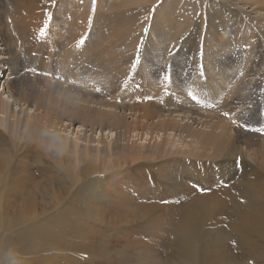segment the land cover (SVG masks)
<instances>
[{"label": "rangeland", "instance_id": "1", "mask_svg": "<svg viewBox=\"0 0 264 264\" xmlns=\"http://www.w3.org/2000/svg\"><path fill=\"white\" fill-rule=\"evenodd\" d=\"M99 2L94 42L142 26L135 62L115 75L56 60L61 8L40 52L20 56L22 83L51 97L57 80L75 84L91 113L63 118L46 146L0 113V264H264V0ZM12 77L0 74V101L32 117L9 99ZM226 132L234 146L215 157Z\"/></svg>", "mask_w": 264, "mask_h": 264}, {"label": "bare ground", "instance_id": "2", "mask_svg": "<svg viewBox=\"0 0 264 264\" xmlns=\"http://www.w3.org/2000/svg\"><path fill=\"white\" fill-rule=\"evenodd\" d=\"M2 1L3 0H0V47H2L0 49V74H2L3 79H5L6 73L13 76V80L16 79L10 82V84L6 87L9 99L15 103L17 107L23 103L22 106L26 109H32L34 111V115L29 117L26 112L21 111L20 108L19 111H21V115H23V117L19 118V115H16L12 112V110L10 111V104L7 101L5 102L2 100L0 101V113L5 114L9 119L13 118V122L9 121V124L13 126L14 134H17L19 137L22 136L23 138L28 137L29 139L32 137V139H35V137H37L43 145L46 146L49 145V143L44 141H56L57 136L54 134L56 133L57 135L59 132L58 127L60 125L62 126V123L65 121L63 118L66 116H69L70 118H85L91 113L88 105H84L87 104L85 99L90 93L84 92V90L80 89L75 84H68L57 80L53 87L58 91L59 95L57 97H51L48 94V91L44 90V88H46L43 85L44 82L42 83V80L39 78L35 77L27 84L20 81L21 69L19 66L21 64V58L24 55L33 56L34 54H37L38 51L40 52V47L45 43L43 31L46 20L48 17H51L50 13H55L56 8L57 10L61 8L62 12L59 10L57 12H60V14L63 13L65 23L67 24L66 26H68V28H66L68 33L66 34V40L64 41L67 46L65 47L66 50L60 52L58 49L55 53L58 54V57L56 55V60H65L69 69L92 65L98 67L100 71H108V73H115V75L118 71L122 72L128 64L132 65V63L135 62V47L138 46L141 38H143L142 26L134 25V27L131 28L132 32H123L122 35L111 34L110 36H107L105 32L101 31L102 29H99L97 35H95L96 33L94 34L97 38L96 42H94V38L91 36L90 32L91 21H89L90 17L93 15L94 9H92V0H9L11 1L16 17L14 21L12 20L13 22L9 23L5 30V25L2 20L4 15L1 4ZM61 1L62 7L58 4V2ZM97 1V5L100 6L101 2L99 1L101 0ZM126 2L127 1H121L120 3H115V7L123 8L127 4ZM119 8H116V12ZM101 16V13L97 10L94 15V19H101ZM153 30V32L159 31L156 27H154ZM59 43L60 42L55 43L56 48H59L61 44ZM13 45H15V48H13ZM17 47H19V50L21 51L20 54H15ZM74 72L76 71H72V73ZM41 85H43L44 88ZM71 90H75L77 92L78 101L81 103L80 105L74 103V101L69 98L70 96L66 94ZM188 128L190 129L191 126ZM189 131L190 130L187 132L189 133ZM210 135L212 136V134ZM229 135L230 134H227L226 132L221 137L213 136L212 145L216 150L214 151L215 157L219 156V154L221 156V152L224 151L225 148L227 150L229 147H227V144L232 142L231 135ZM196 138L198 140V138L201 137L197 136ZM206 139L204 141H206ZM225 152V155L229 156V151ZM88 257H90V255H88Z\"/></svg>", "mask_w": 264, "mask_h": 264}]
</instances>
